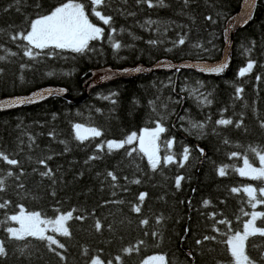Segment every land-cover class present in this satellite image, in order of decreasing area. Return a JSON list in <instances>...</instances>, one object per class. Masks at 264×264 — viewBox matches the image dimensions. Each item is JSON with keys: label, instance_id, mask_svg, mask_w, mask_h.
I'll list each match as a JSON object with an SVG mask.
<instances>
[{"label": "trees", "instance_id": "1", "mask_svg": "<svg viewBox=\"0 0 264 264\" xmlns=\"http://www.w3.org/2000/svg\"><path fill=\"white\" fill-rule=\"evenodd\" d=\"M65 2L0 0V98L48 85L65 87L78 97L92 72L103 66L149 64L162 57L216 60L223 52L225 23L238 10L241 0H190L187 5L184 0H163V6L153 0L151 8L137 0H102L99 6L92 5L91 0H77L85 4L90 21L104 29L101 40L89 43L92 50L25 57L26 41L13 37L26 34L36 18L50 14ZM94 8L112 17L109 25L94 15ZM209 16L214 23L207 19ZM148 20L155 23L149 26L145 23ZM182 35L186 42L181 46L178 40ZM150 40L157 43L149 44ZM116 42L127 46L117 53L112 47ZM250 60L255 61L254 68L239 77V70ZM257 76L261 77L259 82ZM197 82L203 84L201 91L211 93V105L202 106L191 94ZM238 87L244 89L243 99L236 98ZM111 93L118 94L114 97L116 104L103 98ZM241 116L243 125L236 128L235 122ZM222 117L232 119L233 125H217ZM157 121L166 132L161 135L160 165L155 171L142 153L127 155L131 148L138 147L135 144L108 151L107 141H121L145 128H155ZM190 121L203 123V134L192 128ZM261 122L264 0H258L250 22L236 32L230 64L218 75L188 70L143 74L99 86L80 101L52 96L40 103L0 112V151L19 161L16 167L0 161V179H4L0 203L7 202L5 208H0V241L7 252L0 257V264H91L95 257L111 259L113 264H142L157 255H164L166 264H234L224 241L227 235L242 232L243 223L250 219L243 215L251 213L252 208L242 189L247 185L257 189L264 186V181L241 177L236 169L243 167L244 156L259 166L256 152L264 153ZM75 123L96 127L102 135L80 143L74 136ZM172 138L170 152L176 160L165 165L163 158L168 153L163 141ZM102 143L103 151H97V145ZM184 147L190 149V156L181 168L178 165ZM199 149L204 150V156ZM233 152L239 158L232 157ZM93 156L97 158L90 159ZM40 160H46L47 168L38 163ZM220 167H226L224 177L219 176ZM9 169L13 176L7 175ZM48 169L53 173L51 179L40 175ZM109 171L118 177L115 186L107 175ZM179 176L184 179L177 188ZM137 179L139 184L133 182ZM232 187L240 191L232 193ZM140 193L148 195L137 214L131 209L132 204L139 203ZM18 205L40 211L49 219L76 209L67 222L70 236L50 235L65 248L52 245L54 252L47 242L34 238L11 239L6 228L15 223L7 217L18 214ZM256 211H264V205ZM77 215L83 219L76 220ZM145 218L149 221L146 226L140 223ZM157 218H162L160 223ZM221 219L226 223L219 224ZM256 223L264 226V220ZM205 236L215 239L204 240ZM128 248L132 249L130 253L125 251ZM245 251L257 264H264V237H249Z\"/></svg>", "mask_w": 264, "mask_h": 264}, {"label": "snow or ice", "instance_id": "2", "mask_svg": "<svg viewBox=\"0 0 264 264\" xmlns=\"http://www.w3.org/2000/svg\"><path fill=\"white\" fill-rule=\"evenodd\" d=\"M185 4L187 5L190 0H184ZM138 4L146 3L149 8L153 7V0H137ZM244 3V15L241 18L242 23H247L249 19H251L252 10L256 7V0H243ZM91 4L94 6H99L102 4V0H91ZM158 4L163 6V0H158ZM94 15L98 17L104 25H109L112 17L108 16L105 17L101 14L100 11H97L95 8L93 9ZM130 15H135V13H130ZM209 20H213L211 16L207 17ZM215 21L213 20V23ZM149 26L155 21L148 20L145 22ZM113 32L116 29H112ZM104 35V29L101 27L96 26L93 24L89 16L86 14L85 11V4L82 2H77V0H66L65 3L61 4L60 6L56 7L50 14L44 15L41 17L36 18L31 23V30L28 31L26 34L21 32L13 37V39H23L26 41L28 47L24 51V56L29 58L39 57L41 54H45L49 57L58 56L63 51H71L73 53L84 54L86 51H91L92 49L89 48V43L91 41H98ZM111 41V37H109ZM186 42V37L181 36L178 40L179 45H184ZM149 44H156L157 41L150 40L148 41ZM177 42H174V44ZM127 45H122L121 43H112L113 50L117 53L122 47H126ZM193 47H200V45H193ZM34 49H38L40 51L33 52ZM51 50L47 53L44 50ZM171 51V49H168ZM255 66V61L250 60L245 67H242L239 72V77H244L246 74L250 73ZM23 67H27L26 65H22ZM169 68H176L177 71L180 70L181 67H196L200 72L208 73V74H220L222 73L227 67V63H220L217 65H181L179 67L175 65H168ZM127 72L128 70H124ZM133 71L141 72L143 71L142 67H137ZM51 75V73H49ZM113 73L109 71L105 74L103 79L110 80L113 78ZM257 81L259 82L261 77H256ZM198 83V87L191 90V94L194 98L202 105V106H209L212 103L210 99L211 93L201 91L203 88V84L200 82ZM63 92L64 90H60ZM244 89L242 87H238L236 89V98L243 99L242 93ZM56 94L52 90H45L39 94V98H46L47 96ZM118 95L117 93H111L108 96L103 97L104 99L109 100L112 104H116L117 100L114 97ZM37 101V97L35 94L30 97H17L7 101L6 103H0V110L13 108L25 104L35 103ZM150 103H152L150 101ZM226 111V110H225ZM163 119V118H162ZM181 119H184L181 117ZM191 123L192 128L198 129L201 134H203V123ZM233 120L230 118H220L216 121L217 125L228 126L233 125ZM243 125V117L239 121L235 122L236 128H241ZM261 127L264 128V122H261ZM74 136L77 141L80 143H84L86 140L92 138H98L102 135V132L96 127L85 126L82 123H75L73 125ZM166 132V128L159 122H156V126L153 129L145 128L142 130L140 135L136 133H132L126 137V139L121 141L110 140L106 142V147L109 152L114 150H119L125 147V145H132L134 143L138 144L137 148H131L127 155L131 156L133 152H140L145 157H147L148 163L151 166L152 170L155 171L160 165V157L159 153L161 151V135ZM51 135V134H50ZM63 142V141H62ZM228 143V141H225ZM165 146V150L168 154L164 156V163L165 165L172 164L175 162L176 158L173 154H171L170 150L173 148L174 138L167 139L163 141ZM104 144L97 145V151H103ZM201 156H204V150L199 149ZM259 160V166H254L252 163L249 162L247 156L243 157V167H239L236 170L238 171L241 177H248L253 180H260L264 181V153L256 152ZM190 156V149L188 147H184L182 158L180 159L179 167L183 168L185 164L189 161ZM232 157H238L239 154L236 152L231 153ZM51 157H48L50 159ZM97 157L93 156L90 159H96ZM0 161L5 162L9 166L16 167L19 165V161L15 158H10V155L0 151ZM39 164L43 165L47 168L46 160L38 161ZM8 176H13L14 173L11 169L7 172ZM20 175H23V171L20 172ZM40 175L42 177L52 178L53 173L51 169H48L45 172H41ZM107 175L113 181V186H115V182L118 180V177L112 172L109 171ZM226 175V167L219 168V176L224 177ZM19 179V176H17ZM127 179V177H125ZM184 179L183 176L177 177L175 184L176 187L179 188L181 181ZM55 182V181H53ZM134 183L139 184L140 180L133 181ZM4 179H0V191L3 190ZM20 187H23L21 184ZM125 191L127 189H124ZM243 192L247 196V202L250 204L252 208V212H244L243 215L250 216V219L243 223V230L235 231L234 234L227 235L226 243L228 247V251L234 261V264H257L256 261L251 259L248 254H246V242L249 240V237L253 236H260L264 237V226H257V220L261 219L264 220V211H256L257 207L260 205H264V199L258 198L264 197V186H261L257 189V187L252 185H247L243 187ZM240 191L237 187H232L231 192L237 193ZM258 193V195H257ZM115 195V192L113 193ZM147 193H140L137 197L139 203L132 204V211L139 214L142 210L143 202L147 197ZM118 203H123L124 201H116ZM6 203H0V208H5ZM110 203V201H106L105 204ZM207 203V201H205ZM19 212L18 214H12L7 217V219L15 224L19 225V227H7L6 231L9 234L11 239L16 241H24L28 238H34L40 240L42 242H47L50 249L55 252V248H51L52 245H55L56 248H65V245L61 243L58 239L54 236L46 235L47 232L51 231L52 233H56L58 235L68 237L70 236L69 227L67 226V222L73 218V213L76 209H72L68 211L66 214L61 213L56 216L54 219H49L46 216H43L40 211H28L25 209L23 205H18ZM215 214H213L214 216ZM76 220H82L83 217L77 215L75 217ZM162 218H157V223H160ZM141 225H148V219L141 220ZM219 224H225L226 221L221 219L218 221ZM97 230L100 229V223L97 222L96 224ZM217 231H219L217 229ZM229 231L231 228L229 227ZM147 235V233H145ZM156 235V233H153ZM215 239V237L205 236L204 240H211ZM142 243V242H141ZM201 241H197V244H200ZM125 251L131 252L132 249L128 248ZM7 255L5 243L0 241V257H4ZM56 255L60 256L61 259L64 257L61 253L56 252ZM264 258V257H262ZM116 260L119 261L120 257H116ZM91 264H113V261L107 260L103 261L99 257H95L91 259ZM145 264H165V257L164 255H157L150 258L149 261H146Z\"/></svg>", "mask_w": 264, "mask_h": 264}, {"label": "water", "instance_id": "3", "mask_svg": "<svg viewBox=\"0 0 264 264\" xmlns=\"http://www.w3.org/2000/svg\"><path fill=\"white\" fill-rule=\"evenodd\" d=\"M257 2H258V0H256V3ZM254 9L252 10V14H253ZM252 14H251V16H252ZM243 15H244V3H243V0H241V3H240L238 10L234 14H232L227 19V21L225 23V36H224L223 52H222L221 57L216 59V60H190V59H188V60L187 59H185V60H173V59H170L167 57H162V58H160V59H158L152 63H149V64L143 63V62H138V63H135L133 65L124 66V67H117V68L110 67V66H103V67H99V68L95 69L92 72L91 77L84 84L83 93L78 97L72 96L65 87L56 86V85H48V86L40 87L38 89L30 91L26 94L10 95L7 97L0 98V103H6L7 101L14 99V98H17V97H30V96H33L34 94L37 97V101L35 103L25 104V105L13 107V108L3 109V110H0V112L12 111V110L20 109L26 105H33L36 103H40L46 99L51 98L52 96H59L61 98L71 100L74 102L80 101L83 98H85L93 89H95L99 86H102L104 84H108L114 80L128 79V78L136 77V76L143 75V74H151V73L162 72V71L172 72V73L178 72L176 70V68H169L168 65H175V66L179 67L181 65H187V64L200 66V65H204V64L217 65L220 63H227L229 66L230 59H231V53H232V50L234 47L235 34L238 30L246 27L247 24L250 22V19H249L246 24L242 23L241 18L243 17ZM137 67H142L143 71H141V72L133 71ZM124 70H128V71L125 72ZM180 70L194 71V72L201 73L204 75H217V74H208V73L200 72L198 70V68H196V67H191V68L190 67H181ZM109 71H111V73L114 74L113 78L110 80L103 79L105 74L108 73ZM45 90H52L56 94L47 96L46 98H39V94ZM60 90H64V91L61 92ZM187 253L190 254L189 251H187Z\"/></svg>", "mask_w": 264, "mask_h": 264}, {"label": "rangeland", "instance_id": "4", "mask_svg": "<svg viewBox=\"0 0 264 264\" xmlns=\"http://www.w3.org/2000/svg\"><path fill=\"white\" fill-rule=\"evenodd\" d=\"M153 129V128H152ZM142 133V130L139 131L138 133H136L137 135H140ZM136 146H138V144L134 143ZM14 227H19V225L15 224ZM49 235H51V231L47 232ZM150 258H148L147 260H145L142 264H145L146 261H149Z\"/></svg>", "mask_w": 264, "mask_h": 264}, {"label": "flooded vegetation", "instance_id": "5", "mask_svg": "<svg viewBox=\"0 0 264 264\" xmlns=\"http://www.w3.org/2000/svg\"><path fill=\"white\" fill-rule=\"evenodd\" d=\"M165 264H166V262H165Z\"/></svg>", "mask_w": 264, "mask_h": 264}]
</instances>
